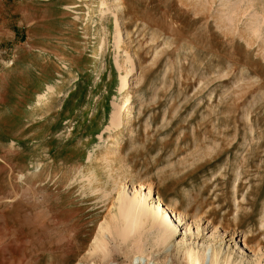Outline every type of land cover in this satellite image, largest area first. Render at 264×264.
I'll use <instances>...</instances> for the list:
<instances>
[{
    "label": "rangeland",
    "instance_id": "374dc122",
    "mask_svg": "<svg viewBox=\"0 0 264 264\" xmlns=\"http://www.w3.org/2000/svg\"><path fill=\"white\" fill-rule=\"evenodd\" d=\"M72 1L0 0V264H128L133 247L112 241L105 259L87 255L119 190L106 169L105 194L77 175L109 142L99 136L125 99L124 64L133 120L118 151L126 169L113 168L120 185H153L182 218L176 243L202 244L215 228L264 248V0H121L120 49L112 13L75 21ZM101 27L107 46L95 71ZM56 80L67 87L28 131L37 95ZM172 245L140 264H179ZM206 252L211 264L214 249Z\"/></svg>",
    "mask_w": 264,
    "mask_h": 264
},
{
    "label": "bare ground",
    "instance_id": "6f19581e",
    "mask_svg": "<svg viewBox=\"0 0 264 264\" xmlns=\"http://www.w3.org/2000/svg\"><path fill=\"white\" fill-rule=\"evenodd\" d=\"M253 1H251L252 4L254 3ZM69 5L67 9L73 10L75 21L86 24L93 23L96 18H98L99 21H109L110 17L106 12H111L114 16L111 29L114 32L117 47L119 49L121 48L125 41L122 23V15L124 12L121 0H113L112 3H109V0H74ZM84 8L87 12L82 14ZM227 10L229 11L230 7ZM246 10L247 9H245V12ZM229 12L228 15H232L231 11ZM262 16L264 20V14ZM234 20L235 19H233V21ZM104 30L105 29L101 27V33L98 32V42L93 50L91 59L88 60V63L95 67V71L99 70L98 65H100L102 61V54L107 46ZM133 61V55L129 52L126 62H132L131 64L134 67ZM119 68L121 76L126 75L121 82V91L124 92L125 99L113 103L112 112L105 126V130L102 135L99 136L101 144L107 141L109 142L105 145L106 149L101 150V152L96 155V158H88L89 164L94 162L93 165L90 164L91 166H88L85 170L83 169L77 172V175L80 176L79 181L82 188L87 191H91L92 188H95L94 191L105 194V191L101 189L103 183L98 169H106L113 179V185L118 186L119 190L116 208L111 212L109 218L100 224L99 232L92 243L91 249L87 252V255L90 257L92 255H97L105 259V257L110 254L109 242L112 241L114 245L118 247L123 246L125 247L124 249L133 247L135 251H133V255L129 258L128 264H140L142 258L146 256L148 251H151V253L154 251L159 253L168 250L170 245L173 244V251L176 252L177 256H180L179 264H204L206 262V249L209 247H211L212 250L214 249L210 261L211 264H264V248L254 245L255 239L248 238L244 234L239 235L236 232L227 240L225 237L218 235L214 228L210 237L202 244L187 242L186 239L176 243L175 239L180 232L182 218L180 214H177L160 198L157 192H155L156 190H154L153 185L140 183L137 186L129 188L126 184L120 185V181H117L113 168L120 166V168L122 167V171L124 168V166H122L124 161L118 156V151L123 142L124 134L130 131L133 120L132 106L128 107L129 105L127 104L131 103L133 100L130 89L134 78V75L130 74V71L128 72L125 64L121 65ZM58 85L59 81L56 80L53 84L47 85L42 92L39 91L40 93L37 95L38 100L31 106V110L28 114V118L35 117L34 120H30L28 123V131H30L33 123H37L36 118L40 114L43 116L42 113L48 109L51 101L58 100V97L64 92L66 85L63 86L64 88ZM27 132L24 134H27ZM120 177L119 180H121ZM93 184H96V186H93ZM98 184H100V187ZM106 192L109 193L110 191L107 190ZM185 232L196 236V238H199L201 234L200 229H197L196 233L192 232L190 225L189 229ZM238 238L239 240H237ZM210 239H213L215 243H210ZM218 242L220 243L219 246H217ZM228 242L233 244L231 247H235V251L228 247V255H224L221 252L220 246ZM77 261L72 263L70 260H67L63 264H76ZM77 264L84 263L79 260Z\"/></svg>",
    "mask_w": 264,
    "mask_h": 264
}]
</instances>
